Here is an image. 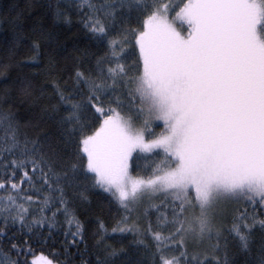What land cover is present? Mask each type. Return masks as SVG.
Returning a JSON list of instances; mask_svg holds the SVG:
<instances>
[{
  "label": "snow or ice",
  "instance_id": "obj_1",
  "mask_svg": "<svg viewBox=\"0 0 264 264\" xmlns=\"http://www.w3.org/2000/svg\"><path fill=\"white\" fill-rule=\"evenodd\" d=\"M6 12L0 264L54 233L62 264H264V0ZM59 28L85 47L69 54Z\"/></svg>",
  "mask_w": 264,
  "mask_h": 264
},
{
  "label": "trees",
  "instance_id": "obj_2",
  "mask_svg": "<svg viewBox=\"0 0 264 264\" xmlns=\"http://www.w3.org/2000/svg\"><path fill=\"white\" fill-rule=\"evenodd\" d=\"M18 2H20V0H0V16L7 14L6 10L9 5ZM175 2L178 3L179 0H175ZM56 33H59L58 37L56 36ZM11 35V29L8 25H0V62H6V53L4 49L6 46V41L11 39ZM53 39L56 40L57 43L64 45L69 54H76V49L74 48V45H78L81 49L85 47V41L81 33L76 29H73L71 32L66 31L65 28L55 29ZM17 75L18 71L14 68H8L6 71L0 70V97L3 96V92L5 89H10L12 91L14 99L18 97L19 94L14 88V82ZM9 107V105L3 104L2 99H0V109H8ZM12 107L15 111H24V109L19 106L18 99L16 104ZM36 111L38 112L39 110L37 109ZM43 127H48V125L45 124L43 125ZM92 199L95 202L97 198L95 195H93ZM106 211L107 210L105 209V212ZM93 214L99 215L100 212L98 209H96L94 213L85 212L81 216V219H87ZM44 232L45 235H47V229H45ZM62 239V236L56 235L54 233L53 240H48L47 242L42 241L40 243H31L30 245H26L25 247L27 251L24 256V259H26L28 264H36V261H38L40 258H44L48 262L51 261L52 264H62V262L66 259L65 255L62 254L64 252V249H62L60 246V242L62 241ZM129 239H131V237H129ZM71 251L75 253L76 250L72 249ZM79 260L80 257L75 256L72 264H78Z\"/></svg>",
  "mask_w": 264,
  "mask_h": 264
},
{
  "label": "rangeland",
  "instance_id": "obj_3",
  "mask_svg": "<svg viewBox=\"0 0 264 264\" xmlns=\"http://www.w3.org/2000/svg\"><path fill=\"white\" fill-rule=\"evenodd\" d=\"M177 11H178V9H177ZM36 264H49V262L47 260H45L44 258H40L38 261H36Z\"/></svg>",
  "mask_w": 264,
  "mask_h": 264
}]
</instances>
